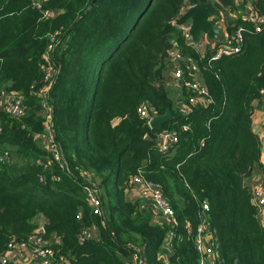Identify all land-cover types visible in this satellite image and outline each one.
Masks as SVG:
<instances>
[{
    "label": "trees",
    "instance_id": "trees-1",
    "mask_svg": "<svg viewBox=\"0 0 264 264\" xmlns=\"http://www.w3.org/2000/svg\"><path fill=\"white\" fill-rule=\"evenodd\" d=\"M199 3L210 17L238 11L227 30L248 29L240 52L209 61L187 43L175 20ZM249 6L264 15V0ZM247 7L246 0H0V100L3 91L15 94L26 109L16 117L0 105V154L10 153L0 162V264H17L1 257L10 243L27 241L41 217L40 234L72 264H126L138 249L148 264H199L201 224L221 264H264V224L245 184L262 153L252 114L264 101V28L243 20ZM174 49L197 61L211 102L189 104L182 86L173 96L166 82ZM145 102L151 117L169 107L174 115L163 131L178 140L165 153L161 131L137 111ZM48 115L61 161L39 138ZM136 174L161 186L174 225L128 197ZM88 185L100 192L102 215L86 200ZM90 227L97 236H87Z\"/></svg>",
    "mask_w": 264,
    "mask_h": 264
},
{
    "label": "built area",
    "instance_id": "built-area-1",
    "mask_svg": "<svg viewBox=\"0 0 264 264\" xmlns=\"http://www.w3.org/2000/svg\"><path fill=\"white\" fill-rule=\"evenodd\" d=\"M248 7L241 11L243 12V20L251 22L254 24V31L261 32L264 28V15L255 11L253 7L249 6L252 1L255 0H246ZM47 12L46 14H49ZM231 13V14H230ZM222 14V13H221ZM229 15L233 18L225 19L214 18L221 28V35L216 40H209L206 37H202L201 43H196L192 40V35L190 33V24L185 23L181 27L184 37L189 45H192L196 48L197 51L201 52L203 55L208 54L209 61L220 59L224 56L234 55L241 51L242 43L244 41V33L248 29L244 26H239V28L231 33L227 30V24L237 18L238 12L230 10ZM57 32L52 35V43L49 45L48 51L54 50L55 39ZM206 39L207 43L201 48L203 40ZM171 61L174 63V78L177 82V85L187 89L189 104L196 105L199 101L211 102L212 99L209 96V91L207 86L199 78L200 68L195 59L191 56H185L181 52L174 49L171 52ZM55 73L53 68H49L47 71V79L50 80L45 91L49 90V86L52 84V75ZM42 96H45L42 92ZM0 105L6 107L10 112L16 116L21 117L25 113V106L22 98L15 94H11L3 91L1 93ZM44 108L46 103H44ZM139 115L143 118H151L150 107L148 102L142 103L138 106L137 109ZM181 111L188 113L189 109L187 106L183 105ZM48 125L47 132L41 135L39 138L41 143L45 145L46 150L51 152L52 158L56 161H61L63 154L59 144L55 140L54 127H53V118L51 115H48ZM178 138L176 133L170 131H161L157 137L158 146L161 152L165 153L170 149V146L177 142ZM10 156L9 151H5L3 154H0V162H4ZM42 179V178H41ZM134 186L139 190L140 194L144 197L149 198L151 201V208L155 214L157 221L160 223H168L171 225L175 224L176 213L168 199L164 197L161 186L158 183H155L151 180H146L141 174L134 175L133 179ZM252 197L255 205L258 207L259 211H264V181L260 184L254 186L251 189ZM86 200L93 209V212L98 215L103 214V201L100 196V192L96 187L86 186ZM143 206H146V204ZM203 208L209 210V205L205 201L203 202ZM264 218V214H263ZM193 228L189 226L188 232L191 233ZM196 233L195 244L196 250L200 254L199 264H221L220 260V251L217 244L210 237L209 231L206 230V227L201 224L197 229H194ZM42 232L37 230L29 236L27 241L21 243H10V251L4 257H1L3 262L7 260L16 262L18 261L19 251L22 252L28 251L30 253L31 259L29 264H72L68 257L60 254L59 249L54 246V243H51L46 237H44ZM90 233H87V236H90ZM171 235H174L173 231ZM56 243H59V239L56 238ZM167 247V246H166ZM126 264H148L145 260L144 255L142 256L141 250H137L131 255V260L126 262Z\"/></svg>",
    "mask_w": 264,
    "mask_h": 264
},
{
    "label": "crops",
    "instance_id": "crops-1",
    "mask_svg": "<svg viewBox=\"0 0 264 264\" xmlns=\"http://www.w3.org/2000/svg\"><path fill=\"white\" fill-rule=\"evenodd\" d=\"M223 12H226V10H222ZM184 12V11H183ZM168 79H167V85L169 87H171V89L173 90V96L175 98H178L180 96V91H181V87L178 84L177 86V82L174 78V69L173 67L168 71ZM179 102L181 100H178ZM120 121V118H117L114 120V124H117ZM252 127L254 129V131L258 134L260 141H261V157H260V161L259 164L256 165L251 173L250 176L246 177L245 179V184L246 186H248L249 188H253L254 186L260 184L261 182L264 181V101L262 103L259 102H255L254 103V110H253V114H252ZM128 197L129 198H139L142 199L144 201V205L146 204V207H150L152 206L151 204V200L147 197H144L140 194L139 190L134 186V189L132 191H128ZM260 218L264 224V218H263V214L264 211L258 209ZM43 220L44 218L41 217L39 219L40 222V227H43ZM90 234L92 236H97L98 234V229L96 227H90ZM166 255L164 252L162 253V256ZM129 258V259H128ZM30 253L28 251L22 252L21 250L19 251V257H18V261L17 264H29L30 263ZM129 260H131V256H128L126 258V262H128Z\"/></svg>",
    "mask_w": 264,
    "mask_h": 264
},
{
    "label": "water",
    "instance_id": "water-1",
    "mask_svg": "<svg viewBox=\"0 0 264 264\" xmlns=\"http://www.w3.org/2000/svg\"><path fill=\"white\" fill-rule=\"evenodd\" d=\"M206 9H208L207 3L191 5L175 20V24L178 26H182L185 23L190 24L192 40L196 43H201L202 37H206L209 40H216L221 35V28L216 20L206 13ZM167 53L168 52H164L165 55H167ZM173 118L174 115L169 107L165 113L153 115L149 120V126L152 129L163 131L165 129V124ZM146 137L150 138V136ZM37 231L44 232V227L39 228ZM141 254L143 256L142 251ZM235 264H238V260H236Z\"/></svg>",
    "mask_w": 264,
    "mask_h": 264
},
{
    "label": "rangeland",
    "instance_id": "rangeland-1",
    "mask_svg": "<svg viewBox=\"0 0 264 264\" xmlns=\"http://www.w3.org/2000/svg\"><path fill=\"white\" fill-rule=\"evenodd\" d=\"M243 2H245V1H243ZM238 9V8H237ZM185 11V10H184ZM229 12L230 11H228V12H222V14L221 15H219V17L220 18H222L223 16H224V18L226 19H231V18H233L231 15H229ZM238 12V11H237ZM231 14V13H230ZM205 43H207V40L206 39H204L203 40V43L201 44V48H203V45L205 44ZM178 86V85H177ZM179 87V86H178Z\"/></svg>",
    "mask_w": 264,
    "mask_h": 264
}]
</instances>
